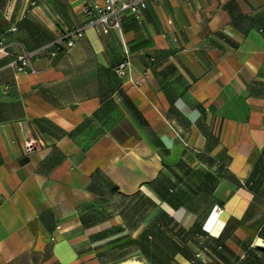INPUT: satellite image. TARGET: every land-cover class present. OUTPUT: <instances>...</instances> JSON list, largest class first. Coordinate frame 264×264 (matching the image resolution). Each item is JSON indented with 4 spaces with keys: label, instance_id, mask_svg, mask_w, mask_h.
Returning <instances> with one entry per match:
<instances>
[{
    "label": "crops",
    "instance_id": "obj_1",
    "mask_svg": "<svg viewBox=\"0 0 264 264\" xmlns=\"http://www.w3.org/2000/svg\"><path fill=\"white\" fill-rule=\"evenodd\" d=\"M84 2L0 0V264H114L127 254L194 264L193 234L161 212L186 230L200 219L187 203L162 201L183 187L186 164L235 177L215 192L224 213L213 209L203 230L219 239L235 223L231 240L258 246L247 222L254 195L242 185L264 161V0H149L143 23L124 18L125 77L114 71L115 33L90 28L68 47ZM45 46L59 54L35 60L36 73L10 66ZM231 240L201 256L241 260Z\"/></svg>",
    "mask_w": 264,
    "mask_h": 264
},
{
    "label": "rangeland",
    "instance_id": "obj_2",
    "mask_svg": "<svg viewBox=\"0 0 264 264\" xmlns=\"http://www.w3.org/2000/svg\"><path fill=\"white\" fill-rule=\"evenodd\" d=\"M211 164L214 162L213 159H210ZM181 170V169H180ZM182 179L180 182H176L175 184H183V187L179 190L174 188V201L183 202L189 204V206L199 213L201 217L199 229L201 232L206 231L203 230L204 224L208 219L209 215L212 213L216 203H221L217 199L215 192L218 188L223 184L231 187L235 185V177L230 173H221L215 171L211 168H201L197 166H189V164L185 165V168H182ZM184 179V181H182ZM174 184V185H175ZM254 187L257 190L258 196L256 198L255 204L249 212L247 222L248 224L255 228L257 231V236L259 240V246H255V241H250L249 239H239L235 238L231 240V236L234 235L238 226L235 223L229 224L226 232L221 235V240H216L212 235L207 233V240L205 242L206 246H217L218 241L221 244L225 243L227 240H231L234 245H237L240 248V252L244 251L246 254L241 259L245 264H264V170L259 175L258 180L254 182ZM218 213V211H217ZM216 234L219 231V227L215 229ZM220 239V238H219ZM251 249L249 253V249ZM252 251H256L252 252ZM248 252V253H247ZM172 255H136V254H127V255H113L115 259L114 264H126L129 260L135 259L139 262H144L145 264H167L169 263V259H171ZM218 256V255H217ZM191 257V256H190ZM226 264H237L236 260L241 257L240 255L227 254L226 256ZM198 257L197 254L193 257L195 260L194 264H218L214 258L211 257V260L208 258ZM204 261V262H203Z\"/></svg>",
    "mask_w": 264,
    "mask_h": 264
},
{
    "label": "built area",
    "instance_id": "obj_3",
    "mask_svg": "<svg viewBox=\"0 0 264 264\" xmlns=\"http://www.w3.org/2000/svg\"><path fill=\"white\" fill-rule=\"evenodd\" d=\"M81 14L84 17L83 25L65 34L64 38L68 40V47H73L76 42L85 37L84 32L87 29H94L100 36L108 37L111 33H115L118 37L120 47L122 49L123 61L114 68L115 73L119 77L126 76V70L131 65V50L124 34V18L130 13L137 23H143L144 12L148 8L149 0H84ZM12 12V8L8 9V16ZM3 52L4 50L1 49ZM59 54L58 49H52L50 46L38 48L29 53L20 55L12 59L10 66L22 74H34L36 69L34 61L38 58L47 57L53 63ZM25 150L28 154L36 150V145L31 142L25 144ZM218 214H223L224 209L218 208ZM195 240L200 247L197 256L200 257L202 252L206 251L205 242L207 236L197 234Z\"/></svg>",
    "mask_w": 264,
    "mask_h": 264
},
{
    "label": "trees",
    "instance_id": "obj_4",
    "mask_svg": "<svg viewBox=\"0 0 264 264\" xmlns=\"http://www.w3.org/2000/svg\"><path fill=\"white\" fill-rule=\"evenodd\" d=\"M263 170H264V161H263V166H262L260 172L262 173ZM261 173H258V174L256 173V174L252 175L249 178V180H247V182L242 185L243 188H245L246 190L250 191L254 195L253 204H252L251 208L248 210V212H250V210L252 209L253 205L255 204L256 198L258 196L257 190L254 187V182L258 180V177H259V175ZM173 196H174V189H170L167 192V195L162 199V201L164 203H167L170 207H172L173 209H176V210H178V209L186 206V205H183L181 202L174 201ZM161 212L167 217V220H168V223L169 224H172L173 226L175 224V225H177L179 227V229H180V231L182 232L183 235L187 236L190 233L193 234L192 242H193V244L195 245V247L197 249L196 252H198V250H200V247H198V244H197V242L195 240L196 235L197 234H203V235H206L207 236V233L205 234V232H203V231L201 232V230L199 229L201 217L198 220V222L191 229L186 230V229H183L182 227H180L179 224L174 220V218L171 217L167 212H165L164 210H161ZM229 224H231V223H229ZM229 224H228V226H229ZM216 240H221V238L220 239H216ZM218 242L219 243H218L217 246H214V247H211L210 246L209 247V246H206L205 245V247H203L202 249H204V248H208L209 249L210 248L211 250H214V251L216 250L218 252V248L220 246L221 247V251L226 250L225 249V246L223 244H221L220 241H218ZM221 251H219V253H217V255L220 256V258L226 262V259H225L226 257H224V255L221 253ZM250 252H251V249H249V253ZM252 252H255L256 253V251H252ZM228 254H233V253H231L228 250ZM154 255H158V254H154ZM160 255H163V254H160ZM171 255H172L171 256V259H169V263H167V264H171L170 260L171 261L173 260L172 257L174 256V254H171ZM183 256H185L186 258H189L191 260V257L189 255L186 254V255H183ZM236 263H238V264H245L244 261L243 260H240L239 258L236 260ZM158 264H161V263L158 262Z\"/></svg>",
    "mask_w": 264,
    "mask_h": 264
},
{
    "label": "bare ground",
    "instance_id": "obj_5",
    "mask_svg": "<svg viewBox=\"0 0 264 264\" xmlns=\"http://www.w3.org/2000/svg\"><path fill=\"white\" fill-rule=\"evenodd\" d=\"M260 244L258 243V246H259ZM126 264H145V263H143V262H139V261H137V260H135V259H132V260H129Z\"/></svg>",
    "mask_w": 264,
    "mask_h": 264
}]
</instances>
